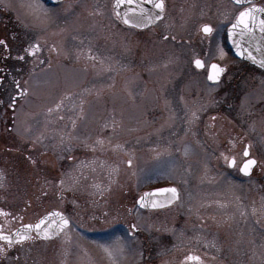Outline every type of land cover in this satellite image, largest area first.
<instances>
[{"label": "flooded vegetation", "instance_id": "flooded-vegetation-1", "mask_svg": "<svg viewBox=\"0 0 264 264\" xmlns=\"http://www.w3.org/2000/svg\"><path fill=\"white\" fill-rule=\"evenodd\" d=\"M112 1L61 0L50 3L42 0L43 6L47 10L55 9V15H58L56 24L59 27L56 35L53 34V23L48 21L45 30L31 29L29 26L22 25L0 4V233L11 237L13 232L22 226L35 225L42 217L53 210L62 213L70 222L67 228L51 239H41L34 232H31L28 239L11 242V245L7 240H0V264H54L53 256L56 257V255H58V259L56 258L58 264L59 262L61 264H69L70 262L78 264L76 262L78 256L81 264H83L81 257L86 255L85 251L79 250L78 255L71 256L68 245L59 242L64 239L66 231L75 226V222L70 215L72 214V208L76 210L79 205L82 207H79L81 212L77 214L81 219L77 235L85 236V234L92 235L94 233L96 243L100 242L98 244H101L105 243V236H108L109 239L113 233H118L122 237L133 238L136 241L135 244L141 247L142 252L146 253L150 252V234L148 231L149 225L143 224V220H146L152 212H166L175 207L174 215L178 219L175 224L177 239L173 241L170 234L164 233L162 235L163 246L167 250L173 246L178 248L176 252L179 255L178 258H180L179 264H212L218 262L213 250V253H207V251L206 253L202 251L197 253L195 249L187 246L186 243L181 244L182 239L180 237L190 235L195 229V224L193 226L192 221L187 220V216H194V213H188L193 212V210L196 211V208L189 205L192 202H180L182 191H180L179 185H176L178 200L167 208L159 210L140 209L136 206V199L139 195L134 198L133 202H122L118 209L115 208L117 203L112 202V196L115 192L113 188L123 187L122 178L129 177V173L136 175V171L141 170L144 172V169L140 168L142 166L138 164L140 153L134 151L133 145L126 156L119 152L116 147L102 150L103 153H100L96 147V149H91V151L96 150L97 152L93 154L75 152L74 155L78 154L79 157L75 159L76 161H72L73 155L69 154L70 141L65 137L67 131L66 129H60L59 132L58 128L59 120L64 121L65 114L76 107L70 106L68 100L61 105V110L57 114L56 128L52 123V108L49 106L42 108L43 111L41 112L44 115L40 123H29V115L34 114L31 111H25L23 113V123H19L17 128H13L14 120L17 118L16 110L19 109L21 100L27 97L31 85L35 84L40 87L43 96L48 97L51 95L50 83L52 76H49V73H52L55 66L76 71V74H73L75 78L73 84L75 86L71 88H78L77 91L81 90L79 93L84 91L85 85V80L79 77L81 66L86 63L110 66V76H124L128 80V85L141 82L139 93L143 87L151 100L149 104L144 103V113L153 112L157 116L160 113L170 114L171 119H175L178 113H199L197 119H201V121L197 122L195 120V125L191 126L194 132L196 130L201 132L197 133L201 142L199 144L195 143L197 136L195 132L191 133V135H196L191 136L192 142L189 143L200 149L201 157L192 160L194 167L189 171L187 170V173L190 172L210 178L213 176L226 177L230 179L229 181L238 184L247 182L250 189L261 187L260 178L264 176L263 151L260 147L257 152L255 146L258 145L257 142L263 141L259 138H264L262 135L264 130L262 132V129L258 127L255 129L253 127L255 124L251 125L250 121L251 113L257 114L256 119H258V113H264V72L248 62L234 57L221 61L204 57L179 60L159 56L162 41H166L168 37L170 40L175 39L167 33L170 34L171 31L173 35H176L174 24L177 12L185 8H192L195 2L203 0H164L161 19L144 28H136L122 23L112 7ZM147 1L143 0V2ZM89 2L91 5L87 4ZM227 2L236 8L234 18L245 8V6L238 7L229 0ZM102 3H104L103 7H101ZM228 3H225V8H227ZM87 7L94 11L92 12L94 20L90 22L89 26H86L84 21L85 15L88 17V14L91 13V11L87 13L89 11L86 10ZM80 11H83L84 17L78 20L81 17L77 19L75 14ZM101 11H105L103 15ZM60 15L62 18L59 17ZM168 15L171 16L170 25L166 26L164 23ZM71 19L73 21L68 25ZM205 25L211 27L207 22H204L200 26V33L203 38L210 39L216 34L215 28L211 27L212 32L205 34L201 30ZM103 26H109L112 29L111 43L108 48H100L108 56L97 57L99 47L95 41L91 43L94 48L87 49L86 29H100ZM75 27H82V30L76 32L74 31ZM118 30L126 31L130 37L134 33L145 32L148 35L151 34L152 43L157 41V44L152 46V57L142 59H134L128 55L118 57L117 33L113 36V31L117 32ZM166 30L169 32H166ZM120 40H122V37ZM69 41H73V43L71 44ZM131 43L130 41V47L132 46ZM169 44L170 46L175 45L172 42ZM222 45H226V43L224 42ZM126 52H130V50ZM128 54L130 55V53ZM196 60H200L203 67H196L194 65ZM212 63L218 64L219 68L223 70L219 79L215 82L208 80V72ZM134 65L143 66V73L135 75L133 73ZM123 67H125L124 72L122 71ZM82 87L83 89H80ZM64 97H68V92L64 94ZM208 97H216L218 101H215L214 106H205L207 104L203 103V100ZM224 97H227V102L223 101ZM196 98H199L201 103L196 101ZM8 100L9 102H7ZM235 102L238 103V106L232 107ZM6 103H9L7 107L5 106ZM235 108L237 109L234 110ZM209 110H212L213 113L209 116L212 120L219 113H234V122H207ZM258 123L261 124L262 122L258 121ZM28 124L29 130L32 126L30 137H24L16 133L15 129L18 128L19 132L28 131ZM158 124H160L159 126L165 125V122ZM216 124L221 126L217 129L215 136L213 126ZM56 134L60 136L58 142H55ZM209 138L218 141V151L210 147ZM205 140H207V143ZM178 143H174V145L176 146ZM78 150H81V148ZM173 150L174 148L170 149L171 152ZM245 150L248 151L247 156L244 155ZM124 158H126V169L122 166ZM248 159L255 160L256 163L252 165L250 174L245 176L240 174V168ZM129 161H131V164H129ZM23 162L28 167L30 165L24 175L22 174ZM70 162H75L72 170L68 168ZM143 162H145L144 165L148 163L146 159ZM100 174H103V181L101 179L90 180L95 182L92 189L95 192H103L100 195H105L103 201H101L102 197H99L89 200V202H76L77 207L74 203L71 208L68 199L70 198V190L73 188L72 184L75 183L73 178L80 177L82 181L85 177H100ZM132 177L134 176L132 175ZM168 185H159L153 188ZM150 189L152 188H143L139 193L141 194ZM221 205L219 207H224L227 204L222 203ZM251 205H253V208L248 209L247 217L256 215L253 214L252 210L256 209L254 206L257 204L251 203ZM111 208L115 211H111ZM229 208L237 209L235 204ZM84 209H89L91 212L87 215ZM119 209L121 210V216L117 212ZM241 213L245 214L244 212ZM133 214L141 216L142 226L137 221L139 216L134 220ZM109 215L114 217L108 218ZM85 220L92 221L91 224H86L88 228H86L85 223L81 226V223ZM254 227L256 226H246L250 232ZM208 229L212 231L211 227ZM260 243L262 244V241L258 235L251 234L247 241H243L241 253H246L248 247L260 245ZM252 251L256 252V249ZM255 255L260 257L257 253L249 255V257L252 256V259H249L247 264H261L260 260L257 261L256 259L255 261L253 259ZM189 256L199 257V262L188 260L187 257Z\"/></svg>", "mask_w": 264, "mask_h": 264}, {"label": "rangeland", "instance_id": "rangeland-1", "mask_svg": "<svg viewBox=\"0 0 264 264\" xmlns=\"http://www.w3.org/2000/svg\"><path fill=\"white\" fill-rule=\"evenodd\" d=\"M28 2L29 0H0V4L13 17L19 20L22 25L39 31L45 30L46 26H48L47 22L49 21L53 23V34L56 35L59 25L56 24L58 15H55V9L47 10L43 6L47 10L46 13L40 12L37 14L26 7ZM225 3H228L227 0L197 1L192 8H185L177 12L176 22L174 24L176 26V35H173L171 31L170 34L167 33L175 37V39L170 40L168 37L166 41H162L159 56L166 59L179 60L195 57L221 61L231 59L232 56H230L227 48L222 43L225 42V26L234 18V10L236 8L230 3L225 8ZM87 4L91 5L90 2ZM103 4H101V7L104 6ZM259 4L264 7V0L259 2ZM86 10H89L87 13L91 11L88 17L85 15L84 20L86 26H89L90 22L94 20V14L92 13L94 11L88 7ZM104 12L101 11L102 15ZM83 14V11H80L75 15H77V19L81 17L78 19L81 20L84 17ZM59 17L62 18L61 15ZM170 19L171 16L168 15L164 25L169 26ZM72 21L71 19L68 25ZM204 22H207L211 27L215 28L216 34L210 39L203 38L200 33V26ZM109 26H103L100 29H86L87 49L94 48L91 43L95 41L99 47L96 54L97 57L108 56L100 48H108V45L111 43L110 36L112 35V29ZM77 30L81 31L82 27H75L74 31L78 32ZM166 32L169 31L166 30ZM116 33L118 57H125V55L131 56L134 59L152 57V46L153 44H157V41L152 43L151 34L148 35L145 32H141L134 33L130 37L126 31L118 30L117 32L113 31V36ZM121 37L122 40H120ZM130 41L132 42L131 47ZM69 42L71 44L73 43V41ZM170 42L175 43V45L170 46ZM129 50L130 52H126ZM110 70V66L104 65L86 63L81 66L79 77L85 80V85L84 91L79 93L81 90L77 91L78 88H71L75 86L73 84L75 80L73 74H76V71L55 66L52 73H49V76H52L50 83L51 95L45 97L42 95L40 87L35 84L31 85L27 97L21 100L20 107L16 110L17 118L14 120L13 128H17L19 123H23V113L25 111H31L34 114H28L30 116L28 119L29 123H40L44 115L41 112L43 111L42 108L47 106L52 108V123L56 128L57 114L61 110V105L68 100L70 106L76 107L65 114L64 121L58 119V128L59 132L61 131L60 129H66L67 131L65 137L70 141L69 154L73 155L72 161H76L75 159L79 157L78 154L74 155L75 152L80 151V153L87 152L93 154L97 152L96 150L91 151V149H96V147L100 153H103L102 150L116 147L119 152L126 156L131 150V147L134 146V151L140 153V161L138 164L142 166L140 168L144 169V172L141 170L136 171V175L129 173V177L122 178L123 187L117 186L113 188L115 192L112 196V202L117 203V207L115 208L118 209L122 202H133L134 198L140 195L139 191L143 188H153L168 184H172L175 187L179 185L178 187L182 191L180 193V202H192L189 205L192 208H196V211L193 210V212L188 213H194V216H187V220L192 221L193 226L195 224V229L190 235L180 237L182 239L181 244L186 243L187 246L195 249L197 253L201 251L204 253L206 251L207 253L214 252L218 262L212 264H247V261L252 259V256L249 257V255L253 253H257L260 256L257 257L255 255L253 259L255 261L256 259L257 261L260 260L261 264H264V176L260 178V188L250 189L249 183L247 184V182L238 184L229 181L230 179L226 177L219 178L213 176L210 178L198 176L190 172L187 173V170L189 171L194 167L192 160L201 157L200 149L196 148L194 144L189 143L192 142L191 136L201 133L199 130H196V134L191 135V133H195L191 125H195V120L197 122L201 121V119H197L200 114L178 113L175 119H171L170 114L160 113L157 116L153 112L144 113V103L149 104L151 100L147 93H145L146 91H144L143 87L139 93L138 90L141 87V82L128 85V80L124 76H110ZM122 71H125V67H123ZM143 71V66H133V73L135 75H140ZM80 89H83V87ZM66 92H68V97H64ZM226 98L224 97L223 101L227 102ZM196 101H199V98H196ZM215 101H218L216 97H208L203 100V103L207 104L205 106L210 107L209 105L214 106L216 104ZM7 104L9 103L5 104L6 107ZM237 106L238 103L235 102L232 107ZM5 110L7 111V109ZM211 111H208L207 122H234V113H219L212 120L209 118L213 114ZM230 111L232 112V110ZM256 115L254 112L251 113L250 123L251 125L255 124L253 125L255 129L256 127L261 128L263 132L264 113H258V119H256ZM258 121L262 123L259 124ZM161 122H165V125L159 126L160 124L158 123ZM220 126L217 124L213 126L215 136ZM27 127L28 131L19 132V128L15 129V131L24 137H30L32 126L30 130L29 124ZM198 134L195 138V143L197 144L201 142ZM262 135L264 137V134ZM55 137H57L55 142H58L60 136L56 134ZM259 139H263V141L257 142L258 145L255 146V150L258 152L260 147L262 148L263 163L264 138L260 137ZM177 142L179 143L175 146L174 143ZM205 142L207 143V140ZM208 142L211 148L217 151L219 150L217 140L211 138ZM260 143L262 144L261 146ZM79 148L81 150H78ZM173 148L174 150L171 152L170 149ZM125 159L122 162L124 169H126ZM144 159L148 162H146V165H144ZM68 165L69 170H72L75 162H70ZM27 167L23 162V175L30 168V165ZM102 177L103 174H100V177H85L82 181L80 177L77 179L73 178L75 183L72 184L73 188L70 190V198L68 199L70 206L75 203L77 207L76 202H89V200L99 197H102L101 201H103L105 195H100L103 192H95L92 189L95 185L93 180L101 179L103 181ZM222 203L227 205L219 207ZM251 203L257 204L254 206L256 209L252 210L254 212L253 214L256 215L254 217L253 215L252 217H247L248 209L250 207L253 208ZM234 204L237 209H230L229 207ZM79 207L82 206L79 205L76 210H73L71 206L72 214L70 216L73 218L75 226L68 229L64 239H61L59 242L68 245V251H70L71 256L78 255L79 250L85 251L86 255L81 257L83 264H113L104 250L105 247L123 248V253L118 255L116 264H179L180 258H178L179 255L176 252L178 248L173 246L167 250L163 246L164 242L162 241V235L164 233L170 234L173 241L177 239L175 224L178 222V219L174 215L175 207H172L166 212H152L146 220H143V224L149 225L150 252L148 253L142 252L141 247L135 244L136 241L133 238L122 237L118 233H113L109 239L108 236H105V243L101 244H98L100 242L96 243L94 233L92 235L85 234V236L77 235L76 233L81 222V219L77 216L78 212H81L79 211L81 210ZM84 210L87 215L91 212L89 209ZM110 210L115 211L113 208ZM117 212L120 215L121 210L119 209ZM138 216V224L142 226V218L140 215L133 214V219L135 220ZM111 217L114 216H108V218ZM90 222L92 221L85 220L81 223V226L84 223L85 225L91 224ZM252 225L256 227L250 232L246 226ZM207 227H211L212 231ZM86 228H88V225H86ZM251 234L258 235L262 244L248 247L246 253H241L243 241H247ZM254 249H256V252L252 251ZM54 257V264H58V255ZM76 262L81 264L79 256ZM59 264L61 263L59 262Z\"/></svg>", "mask_w": 264, "mask_h": 264}, {"label": "water", "instance_id": "water-1", "mask_svg": "<svg viewBox=\"0 0 264 264\" xmlns=\"http://www.w3.org/2000/svg\"><path fill=\"white\" fill-rule=\"evenodd\" d=\"M46 1L50 3H55L61 0H46ZM230 1L237 6L252 4L247 8H245L244 10H242L241 12L248 9H255L256 11L253 12V15L255 17L254 25L249 21L250 30L242 31L244 26L239 24V15L241 12L237 15L236 19L227 27L226 30L227 46L234 57L247 61L251 65L261 69L264 72V67H262L260 64V61L264 60V32L260 30V21L264 19V11H259V9H263V8L261 6L254 4L259 0H240L239 3H237V0H230ZM112 5L117 17L121 22H123L125 25L134 26L136 28H144L154 24L162 17L163 14L160 13V9L154 7V4L150 2V0H148L147 2H143V0H132V3H128V0H120L119 3L118 0H113ZM142 11H143V15H142ZM157 14H159L160 17L159 19L154 18L155 15ZM149 16L153 17V19L148 20L146 17ZM126 17L130 19L132 23H125L124 21ZM137 25H142V26H137ZM233 25H236V27H233ZM203 27L201 30L203 33H205L203 31ZM230 30H231V36L229 35ZM213 64L219 67L218 64L212 63L211 65ZM194 65L196 66V63H194ZM211 65L209 72L211 71ZM209 72H208V76H209ZM209 81L215 82L216 80H209ZM245 163H243L241 168H243ZM241 168H240V173L242 175L247 176L250 174L252 166L250 167L248 174L242 172ZM172 188L174 187H161L144 192L137 198L136 206L144 210H157V209L166 208L171 204H173L174 202H176L178 198L172 199L171 203H169L168 201L171 199L173 194L171 192L162 191V190L172 189ZM154 203L159 206L153 207L152 205ZM52 213H60V212L57 210H53L44 217H42L35 224L37 225L38 223H40L41 220H44L45 223L41 225L40 229H37L35 227L28 229L25 226H22L21 228L13 232V234L11 235L12 242L21 241L18 239L17 233L21 235L26 234L28 236L31 232H34L41 239H51L56 237L66 227L63 228L62 230H59L57 228V225L60 222L59 217L52 215ZM68 226L69 224L67 225V227ZM45 232L48 233L47 238H45L44 236Z\"/></svg>", "mask_w": 264, "mask_h": 264}, {"label": "snow or ice", "instance_id": "snow-or-ice-1", "mask_svg": "<svg viewBox=\"0 0 264 264\" xmlns=\"http://www.w3.org/2000/svg\"><path fill=\"white\" fill-rule=\"evenodd\" d=\"M120 2V0H118V3ZM150 2H152L154 4V7L155 8H158L160 9V13L162 14L163 13V10H164V0H150ZM240 0H237V3H239ZM128 3H132V0H128ZM26 7L29 8L32 12L34 13H40V12H45L46 13V9H44L43 7V2L42 0H29V2L26 4ZM256 11L255 9H248V10H245L243 12L240 13L239 15V24L243 25L244 28L242 29V31L244 30H250V26H249V21L254 25L255 23V17L253 15V12ZM259 11H264V9H259ZM142 15H143V11H142ZM148 20H151L153 19V17L149 16V17H146ZM156 19H159V14L155 15ZM125 23H132V21L130 19H128L127 17L125 18ZM137 26H142V25H137ZM233 27H236V25H233ZM260 30L262 32H264V19H262L260 21ZM203 31L205 33H211L212 32V28L208 25H205L203 27ZM229 35L231 36V30H230V33ZM254 59V58H253ZM196 63V66L197 67H203V64L200 60H196L195 61ZM260 64L262 67H264V60L260 61ZM223 70L220 69L217 65L213 64L211 65V71L209 72V76H208V79L209 80H218L219 79V76H220V73L222 72ZM245 156L248 155V151L245 150V153H244ZM234 163V161H233ZM256 163L255 160H248L245 165L243 166V168H241V171L244 172L245 174H248L249 173V170H250V167L252 165H254ZM129 164H131V161H129ZM61 183H63V181H61ZM162 191H168V192H171L173 195L171 197V199L168 201L169 203H171V200L172 199H177L178 196H177V191L176 189L172 188V189H165V190H162ZM153 207H157L159 205L157 204H153L152 205ZM52 215L54 216H58L59 217V224L57 225V228L59 230H62L63 228L67 227V225L69 224V221L66 217H64L62 214L60 213H52ZM45 221L44 220H41L40 223H38L37 225L33 226V225H26L25 227L28 228V229H31L33 227L37 228V229H40L41 225L44 224ZM17 236H18V239L19 240H25V239H28L29 237L25 234V235H21L19 233H17ZM44 236L45 238L48 237V233L45 232L44 233ZM0 240H7L9 245H11V242H12V239L10 236H5L3 235L2 233H0ZM105 252L107 253V255L109 256V258L112 260L113 264H116V260H117V257L118 255L122 254L123 253V248L120 247V248H116V247H105ZM188 260H193V261H197L199 262V257H193V256H189L187 257Z\"/></svg>", "mask_w": 264, "mask_h": 264}]
</instances>
